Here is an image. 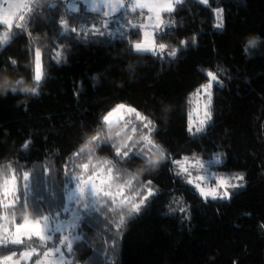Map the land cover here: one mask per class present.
<instances>
[{
    "label": "trees",
    "instance_id": "1",
    "mask_svg": "<svg viewBox=\"0 0 264 264\" xmlns=\"http://www.w3.org/2000/svg\"><path fill=\"white\" fill-rule=\"evenodd\" d=\"M55 2L54 9L50 0L39 5L28 0V7L38 10L31 14L27 31L13 28L10 41L0 46V78L7 74L31 79L37 48L44 68L40 95L29 94L26 105L16 106L23 95L19 92L0 95V161L11 160L13 167L0 176V185L14 172L22 188L23 172L28 171L36 188L32 199L43 197L39 203L45 214L68 217L62 210L74 185L65 189V170L81 171L78 165L87 163L86 155L75 153L85 136L95 133L109 111L126 104L153 121L152 138L166 154L158 171L133 181L143 192L140 185L150 180L155 195L139 214L128 216L123 209L125 224L119 231H114L118 215L106 209V218L94 214L93 222L85 217L79 227L84 239L74 244L72 264H264V39L247 53L243 49L246 37L264 38V0H209L207 6L184 0L173 13L163 14L173 26L157 39L170 51L179 49L175 58L134 51L132 44L142 35L130 30L128 22L124 35L96 39L91 22L99 12L74 11L67 1ZM217 8L223 9V29L214 27ZM20 14L28 16V9ZM119 15L139 24L147 11L126 15L124 9ZM58 18L68 20L77 32L61 36ZM6 31L7 26L0 25V35ZM180 41L187 43L182 46ZM207 70L220 81L213 88V118L203 133L193 136L188 132L193 93L208 82ZM129 120L125 134H132L133 126L138 130L134 139L147 131L132 114L115 125ZM28 137L33 143L21 150ZM97 154H106L121 170L141 162H117L108 143ZM215 154L221 155V175L245 176V186L232 190L230 200H205L187 183L186 173L177 175L179 169L171 162L186 156L208 161ZM126 178L121 175L118 184ZM70 206L75 208L71 201ZM21 211L34 216L24 208L9 209V221L23 218L18 216ZM28 244L40 248L39 242ZM40 250L42 254L46 249Z\"/></svg>",
    "mask_w": 264,
    "mask_h": 264
},
{
    "label": "snow or ice",
    "instance_id": "2",
    "mask_svg": "<svg viewBox=\"0 0 264 264\" xmlns=\"http://www.w3.org/2000/svg\"><path fill=\"white\" fill-rule=\"evenodd\" d=\"M40 0H36L39 5ZM66 3V0H63ZM104 5L110 11H104L103 17L107 18L110 15L114 16L120 13L122 9L132 14H137L139 10L140 15H144V10H147L149 15L146 16L145 22L139 24L128 21L131 26L130 30H137L138 34L142 35L141 42H134L132 44L133 50L141 52H150L154 55L164 53L167 45L165 43L156 44L157 39H163L168 35V29L173 25L163 19V14L170 15L176 9L177 5H180L184 0H103ZM199 3L207 6L209 0H198ZM50 7L56 8L57 3L55 0H50ZM28 9L29 15L19 14L20 9ZM38 9L29 8L26 0L20 3H9L5 8L0 5V25H6L9 31L0 35V46L10 41L13 28L18 30L27 31L28 22L33 14ZM93 10H96V5H93ZM216 23L214 27L218 29L224 28L223 9H213ZM14 20L16 21L14 23ZM103 28H110V24L107 20L101 21ZM57 24L60 28V35L65 36L69 32L75 34L77 29L75 27L69 28V21L66 19H57ZM148 29H151L149 31ZM92 34L104 35V31L100 27L92 26ZM186 41H180L182 46L186 45ZM193 43H195V37H193ZM179 49H172L168 55L172 58L177 56ZM246 51H248L246 49ZM34 75L33 79L40 83L44 79V68L42 64V54L37 48L34 53ZM55 58H61V52L57 51ZM208 82L202 84L193 95L197 97V103L200 102L201 92L206 96L203 101V117L199 119V124L193 131L192 124L194 123L189 115V127L188 132L193 136L203 133L209 123L212 121L213 112V88L215 84L220 83L218 75L210 70L206 71ZM197 111V109H194ZM125 114H132L135 116V120L140 121L146 132H142V143L155 148L156 150L163 151L158 144L152 138V133L155 131V125L148 116L139 112L136 108L127 106L125 104H118L112 111H109L102 117V120L110 128L115 126L114 117H118L119 120H123ZM132 121H126L124 123V131ZM137 128L133 126L131 133L128 137L129 147L126 149H116L114 156L117 158V162H131L134 158H141L143 156L135 146L134 136L137 134ZM93 140L98 142V147H102L103 143L101 138L97 135L93 137ZM29 145L26 146V149ZM83 153L82 149L75 153L79 156ZM166 158L165 151H163ZM170 159V158H169ZM189 161V157H184L183 160H171V162L178 167L177 175H182L189 172V168L186 167V163ZM210 163H221V155L215 154ZM81 171L77 173L65 170V189H68L70 185H74L66 195V204L62 210L68 214V231L66 232L62 227L65 224L64 219L61 217L60 212L45 214V209L40 205V201L43 197H36L35 200L32 197L35 195V185L31 179V174L28 171L23 172L22 179L24 184L21 188L18 178L13 172L9 179H4L3 184L0 185V264H22L23 261L32 262V264H72L71 261L65 259L67 254L74 252V243L82 241L84 239L83 234H72L71 230L80 227V222L88 217L90 220L95 219L94 214L99 215L101 218H106L105 209L109 214L118 215V223L114 225V231H119L120 227L125 224V218L123 209H127V215L132 216L134 213L139 214L143 207L147 206V202L151 197L155 195L153 188L151 187V181L140 185L143 189L141 192L133 185L134 180H138L136 176H128L123 180L121 184H115L114 181L120 177H117L116 173L120 170L116 168V163L112 162L99 164V163H81L78 165ZM194 167L198 169H204L205 163L199 158H195ZM197 179H203V177H197ZM231 182L229 179L220 178L217 180L215 186L201 187L200 184H196L195 187L199 191L202 198L207 200L209 197L212 200L223 199L230 200L233 193L229 189H236L243 187V181L245 176L243 173L234 175ZM187 183L192 184V180H188ZM47 190V189H46ZM126 190H131L132 195H126ZM136 197H139L136 200ZM71 201L75 208L69 212L67 202ZM111 203L113 207H107ZM15 208H24L26 211L31 210L34 216L25 215L23 218L13 216L11 221L8 219V210ZM184 211V209H180ZM108 221L106 220V223ZM39 242L40 248L32 247L28 242ZM27 242V243H26ZM54 242V243H53ZM11 246H19L23 250L17 251ZM115 241L113 240V247ZM46 249L42 252L40 249ZM7 252L8 254H5ZM52 257V259H49ZM33 258L34 261H33Z\"/></svg>",
    "mask_w": 264,
    "mask_h": 264
},
{
    "label": "clouds",
    "instance_id": "3",
    "mask_svg": "<svg viewBox=\"0 0 264 264\" xmlns=\"http://www.w3.org/2000/svg\"><path fill=\"white\" fill-rule=\"evenodd\" d=\"M33 39H38V37H34ZM262 39L259 35H250L246 37L245 42L243 44V49L245 53H247L249 49H255L258 47V45L262 42ZM57 64H59L60 59L56 60ZM12 65H16L17 61L15 59L11 60ZM25 67H28L29 65L25 63ZM131 67V66H130ZM95 77V74H94ZM42 82V81H41ZM40 83H37L33 79H29L27 76L19 75L15 78L4 74L2 78H0V95L7 98L9 90L12 92L13 95H15L17 92L23 94L22 98L16 102V106L19 107L20 104H27L29 94L31 96H39L40 95ZM26 110V109H25ZM165 112L170 111L169 108H164ZM102 119V118H101ZM124 128V125H115L113 127H109L107 124H105L102 120V124L98 127V129L95 131V133L91 135L85 136L84 142L80 146L79 150L82 149L83 153L86 155L87 163H99V164H105L112 162V159L105 155H98L97 154V147L98 142L93 140V137H96L97 135L101 138L102 142L108 143L112 146L113 150L116 149H126L129 147L128 145V137L130 134H125L124 131H121V129ZM142 137L139 135L135 138V146H139V151L141 152L143 159H141V162L136 165V167L132 170L128 169H119L120 171L116 173L117 177H120L121 175L128 177V176H142L144 173L149 172H156L158 171L160 165L164 161L165 157L163 154V150H155L153 151V148L149 145L143 144ZM33 141L31 137L26 138L21 144L20 149L21 150H27L26 146L32 144ZM13 170L12 167V161L11 160H4L0 161V176H6L10 171ZM114 183H119V178L114 181ZM29 212L31 210L29 209ZM19 217L24 216V212L21 211L18 213Z\"/></svg>",
    "mask_w": 264,
    "mask_h": 264
},
{
    "label": "rangeland",
    "instance_id": "4",
    "mask_svg": "<svg viewBox=\"0 0 264 264\" xmlns=\"http://www.w3.org/2000/svg\"><path fill=\"white\" fill-rule=\"evenodd\" d=\"M66 1L68 2L70 8L74 11L85 9V10L100 13V15L98 17H95L92 19L91 27L93 26V24H95V26L100 27L101 30L104 31L105 34L104 35L95 34L94 38H96V39H103V38L107 39V38H113L116 36H122L126 33V30L129 27V24L127 23L128 18L120 16L119 13L115 14L114 16L110 15L107 18L103 17L104 11H110L109 9H107L105 7L103 0H66ZM12 2L20 3V2H23V0H0V5L7 8L8 4L12 3ZM26 2H28V0H26ZM94 4L96 5V10H93ZM23 10H24V8L20 9L18 15ZM122 10H124V9H122ZM147 15H149V13H147ZM146 16H145V18H146ZM145 18L141 22H145ZM163 19H164V15H163ZM103 20H107L109 22L110 28H108V29L103 28V25L101 23V21H103ZM14 22H15V20H14ZM141 22H139V23H141ZM148 30L151 31V29H148ZM141 41H142V39L140 41H137V42H141ZM159 43H161V42L156 40V44L158 45ZM169 52H171V51L166 48L164 53H162L160 55H165ZM141 53H147V52H141ZM199 99H200V102L197 103V97H196L192 112L190 113L192 121L194 122L192 124L193 131H195V128L198 126L199 119L203 117V101L206 99V96L203 94V92H201ZM194 109H197V111H194ZM113 119L115 121V124L119 121L118 117H114ZM188 127H189V124H188ZM187 157H189V161L186 163L185 166L189 168V172L186 174L189 176V179L192 180L193 185L200 184L201 187L206 186L208 188H211V187L215 186L217 180L220 178L229 179L231 182L236 183V181L232 180L231 178L224 176V175H221L219 172V168L217 166L218 164L210 163V161H212V160L202 161L199 158L202 162L205 163V168L204 169H198V168L194 167L195 158H197V157H195V156H191V157L187 156ZM183 158L180 160H183ZM197 177H203V179H197ZM243 184L245 186L244 181H243ZM239 188H241V187H239ZM239 188H236L234 190H237ZM232 190L233 189H229V191H231V192H232ZM208 199H211V198L209 197ZM67 205L69 208V212H71L73 210V208H71V206H70V201H68ZM63 219L65 221V224L62 227L67 232L68 231L67 225L69 223L68 217H65ZM71 231H72V234H81V232L79 231V228L71 230ZM34 259L35 258H33V261H34ZM49 259H52V257H49ZM65 259L67 261L73 262L72 253L67 254ZM25 262L29 263V261H25Z\"/></svg>",
    "mask_w": 264,
    "mask_h": 264
}]
</instances>
